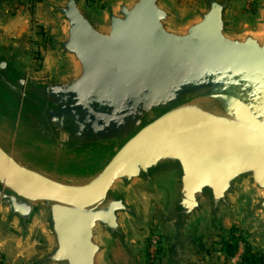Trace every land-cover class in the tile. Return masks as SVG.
Segmentation results:
<instances>
[{
    "label": "water",
    "instance_id": "water-1",
    "mask_svg": "<svg viewBox=\"0 0 264 264\" xmlns=\"http://www.w3.org/2000/svg\"><path fill=\"white\" fill-rule=\"evenodd\" d=\"M15 0H0V10ZM238 0H198L183 23L165 0L48 4L59 71L0 47V225L46 247L30 264H106L139 222L130 189L164 188L173 247L218 233L241 197L264 241V3L235 33Z\"/></svg>",
    "mask_w": 264,
    "mask_h": 264
},
{
    "label": "rangeland",
    "instance_id": "rangeland-1",
    "mask_svg": "<svg viewBox=\"0 0 264 264\" xmlns=\"http://www.w3.org/2000/svg\"><path fill=\"white\" fill-rule=\"evenodd\" d=\"M117 1L118 0H110L104 3L102 7L100 6V3L95 4L91 2L88 4V6L94 13L101 14L103 7L107 3H115ZM15 2L18 3L17 0H15ZM15 2L14 4L5 7L2 11L0 10V47L11 50L14 48L9 46H20L19 48L21 50L22 48L24 49V51L22 50V59L25 66L34 70L46 71V69H44L43 67L47 66L49 58L57 60L52 48L51 40L59 35L58 24L55 18L49 14L48 7L45 6V4L43 5V11L45 12L44 16L54 22V26L52 27V29L48 28L49 25L47 26L46 20H31L26 12H23L24 14H20L21 12H18L19 7H15ZM35 2L37 1H29L27 13H29L30 10L34 8ZM262 3H264V0H257L256 5L252 8V10H248L246 6L243 5L242 0H238L233 10V19L235 20V26L233 29L235 33H243L245 31L255 30V26L253 25L254 16L257 12V7ZM197 5L195 6V8L197 7ZM22 17H24L23 20H21ZM183 22L184 20H181L177 17V25ZM15 26L17 28H19L20 26H24L27 32H23L20 37H15L13 36L14 31H12L16 28ZM58 68L59 69L56 71L63 70L66 68V65L59 62ZM130 197L136 202L140 214L139 222L135 223L130 220H126L125 222L127 228L129 229L128 231L130 232V237L132 236L133 240H143L146 250L149 237L153 234L158 235L161 239L160 253L158 256V259H160L162 253L167 252L170 247L173 246L169 233H167L165 229H162L157 224L158 214L164 212L166 208L168 194L166 190L161 187H158L156 188V190L151 191L139 186H134L130 189ZM231 217H233L234 221L237 222L234 228L236 229L235 231H237V233L242 236V239L252 248L254 252L260 255L264 254V241L260 239L262 226L257 219L250 215L248 209V199L246 197L243 196L238 200ZM166 228L170 230L168 227ZM0 230H2L1 227ZM142 231H145V234L139 235L138 232ZM10 233H12L11 235L18 236L13 231H10ZM223 236H225L226 238V235ZM1 238L2 236L0 234V240ZM30 240V242L33 241L36 244L35 250H37L38 253L46 247V241L37 229L34 231ZM104 242L107 245L106 252L103 256L105 263L121 264V260H124L126 258L125 256L128 252L122 250L121 247L117 244H110L108 241ZM9 245H7L8 250L0 248L2 264H17L14 260L15 256L13 250H9ZM197 246L198 245L195 244L194 247ZM145 257L147 259V264H150L148 261L149 259L147 258L148 256L146 255Z\"/></svg>",
    "mask_w": 264,
    "mask_h": 264
},
{
    "label": "crops",
    "instance_id": "crops-1",
    "mask_svg": "<svg viewBox=\"0 0 264 264\" xmlns=\"http://www.w3.org/2000/svg\"><path fill=\"white\" fill-rule=\"evenodd\" d=\"M17 1L18 3L15 2V7H19L18 12H21L20 14H24L26 12L31 20H46L47 26H50H48V28L52 29L54 22L44 16L45 12L43 11V5L45 4V6H48V4L55 2V0H37V2L34 3V8H32L29 13H27L29 1ZM91 2L99 4L98 0H87V4ZM165 2L173 11H175L177 17L181 20L187 19L189 15H191V12L195 6L198 4V0H165ZM23 19L24 17H22L21 20ZM12 31H14L13 36L15 37H20L23 32H27L24 26H20L19 28L16 27ZM9 47L19 48L20 46ZM22 50L24 51L23 48ZM47 63V66L43 67L44 69L49 71H56L59 69V62L57 60L49 58ZM154 190H156V188ZM236 224L237 222L234 221L233 217L223 216L219 222V232L213 233L209 231L203 221H198L190 227L187 240L181 246H171L167 252H163L160 259H158V263L156 264H229L228 260H225V256L221 251L220 242L222 238H225L223 235H226L227 237L229 230L234 228ZM162 229H165V231H167L170 236V230L167 228ZM127 230L129 229L127 228ZM0 234L3 238L0 240V248L8 250L7 245L10 244L9 250H13L15 256L14 260L17 264H30L32 260L38 255L37 250H35L36 244L33 241L30 242L31 240H29L22 242L19 239V236L11 235L12 233H10V231L5 232L0 230ZM138 234L143 235L145 234V231L138 232ZM195 244L198 246L194 247ZM128 246L129 252L126 254V258L121 260V264H147V259L145 257L147 254H145L146 250L144 241L141 239L133 240L132 236L130 237L129 231Z\"/></svg>",
    "mask_w": 264,
    "mask_h": 264
},
{
    "label": "trees",
    "instance_id": "trees-1",
    "mask_svg": "<svg viewBox=\"0 0 264 264\" xmlns=\"http://www.w3.org/2000/svg\"><path fill=\"white\" fill-rule=\"evenodd\" d=\"M34 2L37 0H26ZM236 229L232 228L229 230L226 238H222L220 245L221 251L225 256V260L230 259L237 250L238 241L244 242V252L241 258V264H264V254H257L252 250V248L242 239V236L235 231Z\"/></svg>",
    "mask_w": 264,
    "mask_h": 264
},
{
    "label": "built area",
    "instance_id": "built-area-1",
    "mask_svg": "<svg viewBox=\"0 0 264 264\" xmlns=\"http://www.w3.org/2000/svg\"><path fill=\"white\" fill-rule=\"evenodd\" d=\"M102 7L104 3L110 1V0H98ZM243 5L246 6L248 10H252V8L256 5L257 0H242ZM161 239L158 235H151L148 239V243L146 246V254L147 258L149 259L150 264H156L158 263V256L160 253V247H161ZM244 252V242L238 241L237 244V250L234 256H232L230 259H228L229 264H241V258L243 256ZM0 264H2V259L0 256Z\"/></svg>",
    "mask_w": 264,
    "mask_h": 264
}]
</instances>
